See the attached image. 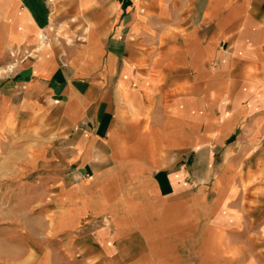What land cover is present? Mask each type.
Returning a JSON list of instances; mask_svg holds the SVG:
<instances>
[{
	"label": "crops",
	"instance_id": "0c3cea01",
	"mask_svg": "<svg viewBox=\"0 0 264 264\" xmlns=\"http://www.w3.org/2000/svg\"><path fill=\"white\" fill-rule=\"evenodd\" d=\"M0 190V264H264V0H0Z\"/></svg>",
	"mask_w": 264,
	"mask_h": 264
},
{
	"label": "rangeland",
	"instance_id": "374dc122",
	"mask_svg": "<svg viewBox=\"0 0 264 264\" xmlns=\"http://www.w3.org/2000/svg\"><path fill=\"white\" fill-rule=\"evenodd\" d=\"M7 193L4 190H0V251L4 250L5 244H6V232L9 230L8 224L6 222L7 215H8V204H7ZM2 249V250H1ZM0 255V263H3L5 261L1 260Z\"/></svg>",
	"mask_w": 264,
	"mask_h": 264
}]
</instances>
